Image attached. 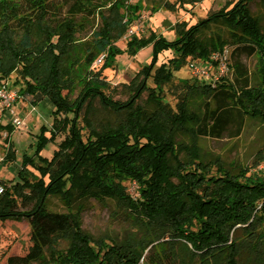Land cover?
<instances>
[{
    "label": "trees",
    "instance_id": "16d2710c",
    "mask_svg": "<svg viewBox=\"0 0 264 264\" xmlns=\"http://www.w3.org/2000/svg\"><path fill=\"white\" fill-rule=\"evenodd\" d=\"M125 1L0 0V84L17 71L23 83L17 98L33 107L48 100L53 107L50 125H42L35 136V151L21 156L18 181L0 180V220L23 216L30 225L27 251L8 256L6 264H264V176L217 157L204 161L199 146L201 136L219 137L228 123L236 125L233 135L244 118L264 125V27L251 15L247 1L237 0L195 24H174L173 40L155 32L132 35L125 52L132 56L150 45L151 60L124 84L127 98L111 100L102 92V69L119 52L115 43L134 17L136 6ZM77 15H98L100 26L75 57L81 29ZM217 22L225 26L226 37H200ZM225 47L231 55L256 57L255 84L247 83L246 70L236 59L231 68L235 81L242 79L238 86L224 77L213 85L184 83L175 110L146 85L147 77L157 87L168 83L172 69L187 57L206 59ZM168 49L175 57L151 72L157 55ZM97 54L104 57L94 71ZM77 68L84 73L71 99ZM143 92L151 110L137 102ZM196 96L206 100L202 115L189 108ZM94 102L105 110L104 119L91 114ZM80 111H88L82 117L84 139ZM177 133L187 135L188 143L176 142ZM48 143L55 148L49 157L42 156ZM14 161L9 143L0 163ZM29 169L38 173L36 180H29ZM126 180L137 184V196L126 191ZM52 192L67 201L110 198L143 234L123 241L95 238L80 228L74 214L44 209L43 197ZM151 245L158 250L145 253Z\"/></svg>",
    "mask_w": 264,
    "mask_h": 264
},
{
    "label": "rangeland",
    "instance_id": "374dc122",
    "mask_svg": "<svg viewBox=\"0 0 264 264\" xmlns=\"http://www.w3.org/2000/svg\"><path fill=\"white\" fill-rule=\"evenodd\" d=\"M237 0H197L194 3L189 0H133L132 5L136 6L134 19L140 18L142 22V31L138 36H147L150 32L162 35L167 40L177 38L173 26L176 23L184 21L186 25L195 24L199 20L205 19L211 13L217 12L221 8H228ZM249 11L253 17H256L264 27V0H246ZM61 0H55L59 4ZM165 2L173 5V9H168ZM60 15H63L62 13ZM75 22L81 25V29L76 34L77 49L74 52L75 57L80 56L88 47L91 33L100 26L98 15L85 17L77 15ZM226 37L227 31L221 22L211 23L207 29L203 30L200 37L208 39L214 36ZM125 36V35H124ZM122 36L115 44L119 49L103 65L102 76L106 85L102 88L105 96L111 100H125L130 94L124 87L131 78L142 67L150 63L152 50L147 45L139 49L134 55L130 56L125 52V43L129 38ZM226 49L228 69L222 75L219 74L215 63L211 64L208 71L209 79L214 77H224L228 81L235 82V86L241 83L242 79L235 81V74L231 68L234 60H239L246 70V81L253 85L258 81L257 59L253 55H231V48ZM97 54L96 57H98ZM100 57V56H99ZM98 57V59H99ZM175 57L172 49L164 50L157 55V59L151 69V72L160 63L168 64L170 58ZM97 59V60H98ZM189 59L177 69H172V79L170 82L155 86L151 77H147L145 82L150 88H154L160 93L163 102L172 110L176 109V103L180 99L184 83H202V79L193 77L188 67ZM94 61L93 70L96 71L102 65V60ZM84 70L77 68L74 71L76 83L71 92L70 98L73 99L81 87V77ZM208 78L206 80H209ZM8 83V88L16 93L23 86L17 71L11 73L6 79L1 81ZM137 102L143 104L147 109H152V104L148 103L147 92H143ZM206 100L203 97H193L189 101V108L192 111L202 115L205 110ZM94 118H105L107 116L99 103H92ZM52 105L48 100L42 101L36 106H31L19 98L14 102V113L20 117L17 125L10 123V116L0 107V161L3 157L7 144H12L15 150V161L5 164L0 163V180L6 184H12L18 181L17 171L19 169L21 156L23 154L31 155L36 148V134L42 125L49 126L51 123L50 112ZM87 113L80 111L78 124L81 127L83 139L87 134V128L84 125L83 118ZM83 117V118H82ZM235 123H228L219 137L201 136L199 138L200 153L202 159L207 161L211 158H219L226 164H240L246 166L250 173H259L264 176V125L256 120L244 118L238 134L233 135ZM176 142L188 143L187 135L177 133ZM52 143L46 144L42 149L41 155L49 157L54 150ZM183 156V153H181ZM36 162H39L34 158ZM29 180H36L38 173L29 169ZM31 180V181H32ZM45 182L47 178L45 177ZM126 191L137 196V184L134 181L126 180L123 182ZM68 186L64 182V188ZM27 192V191H26ZM74 192V190H73ZM44 209L52 213H70L76 216L79 226L89 235L95 238H104L105 242L109 239L123 241L130 238L138 239L142 236V229L131 223L122 209L116 208L110 198L102 200L92 197L77 198L72 197L70 201L65 200L58 193H48L43 197ZM21 209L20 207L18 208ZM30 225L28 219L23 216H14L0 220V264H6V259L11 255H23L31 242ZM59 248L65 246L64 241L59 242ZM158 247L148 246L145 253L155 252Z\"/></svg>",
    "mask_w": 264,
    "mask_h": 264
},
{
    "label": "built area",
    "instance_id": "2783aa9c",
    "mask_svg": "<svg viewBox=\"0 0 264 264\" xmlns=\"http://www.w3.org/2000/svg\"><path fill=\"white\" fill-rule=\"evenodd\" d=\"M132 1L133 0H126L125 2L127 4H131ZM142 21L143 20H141L140 18L134 19L133 17L124 35L127 37H130L132 35L138 36L139 32L142 31V23H143ZM99 56H98L99 59L98 57H97L98 60L96 59L97 61L102 60L104 54H100ZM189 60L190 61L188 63V67L191 71V74L193 75V77L197 79H202L203 81L202 83H210L213 85L214 82L218 81L221 78V77L220 78L214 77L213 79H209L208 71L210 70L212 63L216 64L217 70L220 75L225 73L228 69L227 55L225 48H223L221 53L212 52L209 55V57L206 59L191 58ZM207 78L209 80H206ZM16 98H17V93L14 90H10L8 88V83L6 81L2 82L0 84V107L4 109L6 114H8L11 117L10 123L14 125H17L20 122V117L15 115L14 113V102ZM0 191H1V187H0Z\"/></svg>",
    "mask_w": 264,
    "mask_h": 264
},
{
    "label": "crops",
    "instance_id": "0c3cea01",
    "mask_svg": "<svg viewBox=\"0 0 264 264\" xmlns=\"http://www.w3.org/2000/svg\"><path fill=\"white\" fill-rule=\"evenodd\" d=\"M43 101H44V100H43ZM40 103H41V102H40ZM40 103H39V104H40Z\"/></svg>",
    "mask_w": 264,
    "mask_h": 264
}]
</instances>
